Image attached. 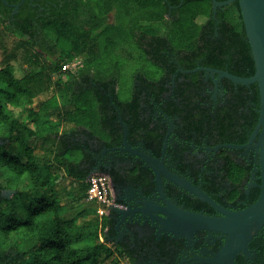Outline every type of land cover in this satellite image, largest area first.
<instances>
[{
    "label": "trees",
    "instance_id": "trees-1",
    "mask_svg": "<svg viewBox=\"0 0 264 264\" xmlns=\"http://www.w3.org/2000/svg\"><path fill=\"white\" fill-rule=\"evenodd\" d=\"M6 2L0 0V264H110L111 221L87 202L88 177L97 168L117 183L120 169L97 167L96 154L121 147L125 130L131 145L159 144L158 109L177 114L189 138L208 134L242 145L256 128L257 84L225 79L228 96L213 105L203 94L213 81H204L205 72H187L205 67L254 76L239 3L214 14L212 0ZM165 22L170 26L158 32ZM123 45H136L156 68L136 72L126 99L113 56ZM76 59H82L78 71H64ZM174 93L180 101L168 102ZM223 172L234 200L247 169L231 161ZM70 190L78 193L71 198ZM4 191L14 195L4 198ZM69 203L80 210L63 219ZM130 258L125 251L122 259Z\"/></svg>",
    "mask_w": 264,
    "mask_h": 264
},
{
    "label": "flooded vegetation",
    "instance_id": "flooded-vegetation-1",
    "mask_svg": "<svg viewBox=\"0 0 264 264\" xmlns=\"http://www.w3.org/2000/svg\"><path fill=\"white\" fill-rule=\"evenodd\" d=\"M201 72H205L204 81H213V85L203 92L207 101L213 105L223 101L229 93L225 79H219L216 84L217 75ZM177 97L174 93L166 100L179 102L180 97ZM157 111L154 118L161 125L159 144L151 146L137 142L131 145L128 142L133 148L162 162L169 173L203 191L224 210L241 212L258 200L260 173L253 148L248 153L236 149L215 150L229 143L218 142L208 134L189 138L181 130L177 114L172 116L161 109ZM123 143L115 149L124 147ZM113 150H104L96 154L95 159L97 167L111 170L117 166L120 169L117 183L107 175L114 204L107 215L111 223L105 231L112 232L109 241L116 245L119 261L126 262L122 256L129 250L131 261L128 264H218L214 258L226 246L229 234L199 230L189 238L173 235L164 230L165 226L154 217L166 218L161 210L168 209L169 203L177 209L209 217L222 218L223 213L164 175L159 189L157 176L149 164L129 152ZM231 161L245 167L248 173L238 187L240 194L234 200L231 183L223 172V167ZM95 171L99 173L97 168L92 173ZM234 264H264V226L248 243L247 249L238 253Z\"/></svg>",
    "mask_w": 264,
    "mask_h": 264
},
{
    "label": "water",
    "instance_id": "water-1",
    "mask_svg": "<svg viewBox=\"0 0 264 264\" xmlns=\"http://www.w3.org/2000/svg\"><path fill=\"white\" fill-rule=\"evenodd\" d=\"M3 2L8 5L6 0H3ZM23 2L24 0H22V3ZM234 2H238L241 9L247 39L255 62L254 76L243 78L233 75L228 71L204 67H199L187 72L195 73L198 71H207L217 75V79L215 80L216 84H218L219 79H227L235 85H258L260 96L259 120L254 132L249 138V142L245 145L225 144L215 148V150H220L222 148L245 150L246 153H248L251 148L254 149L258 157V171L260 173V196L258 200L251 207L241 212H230L222 209L203 191L169 173L163 167L162 162H158L141 150L133 148L128 143L127 130H125L124 147L113 150L129 152L133 156L149 164L157 176L159 189H161V176L164 175L176 185L223 213L222 218L209 217L203 214L177 209L169 203L168 209L161 210L166 218L158 219L154 217L155 220H158L165 226L164 230L173 235H181L189 238L199 230L225 232L229 234L230 238L226 246L214 258V262L218 264H234V260L238 253L247 249L248 243L264 226V0H226L223 2L212 0L214 14H216L218 8L231 5ZM20 6L21 5L14 6L15 11H17ZM92 174L94 173H91L90 176Z\"/></svg>",
    "mask_w": 264,
    "mask_h": 264
},
{
    "label": "rangeland",
    "instance_id": "rangeland-1",
    "mask_svg": "<svg viewBox=\"0 0 264 264\" xmlns=\"http://www.w3.org/2000/svg\"><path fill=\"white\" fill-rule=\"evenodd\" d=\"M109 21L110 22L113 21L112 16H110ZM169 26H170L169 22H165L161 25L158 24L156 26V29L158 32L164 33L166 31L167 27H169ZM10 44H11V42H10ZM113 54H114L113 56H114L115 62L118 59L120 62V67H121L119 93L124 99H126V98H129L131 96V89L133 87L134 75L136 74V72L142 71L145 74H149V73L154 72L156 70V68H155L154 64L151 63V61L148 60L143 55V52H141L137 48L136 45H123L122 48L120 50H118L117 52L115 49ZM19 63L20 62L16 61L13 64L17 70V74L20 77H23L24 71L19 67L20 66ZM81 66H82V59H76L70 64L69 71L76 73ZM63 79H65V78L63 77ZM51 94L52 93H50V95ZM45 97H49V93H46V95L44 94L43 99ZM59 101H60V103H62V100L60 98H59ZM14 111H15L16 115H18L19 111L18 110H14ZM61 130H63V129H61ZM39 145H41L40 142H39ZM40 150H41V148H40ZM95 173H97V171H95L94 174ZM9 174L13 175V173H11V172ZM24 178H26V176H24ZM55 178H57V177L55 176ZM57 187L60 189H63L64 185H57ZM77 193H78L77 190H70V191H67L66 195L70 196V197L72 196L71 198H73V194H77ZM13 195H14V192H12V191H4L3 192L4 198H11ZM66 199H67V202H69L68 198H66ZM64 201H66V200H64ZM70 201H73V200L70 199ZM68 205H69V207H68L67 211H65L61 214V218H63V219H70L72 217H75L80 210V206H75L74 209L72 210L70 203ZM89 205L90 204H88V203L82 204V206H84V207H88ZM92 218L93 217H89L88 220H92ZM101 234H103V233H101ZM113 244H114L113 242L108 241L106 245L113 248L114 247ZM114 251L116 254V249H114ZM119 262H120V264H127L125 261H119ZM110 264H116V257H113L110 260Z\"/></svg>",
    "mask_w": 264,
    "mask_h": 264
},
{
    "label": "built area",
    "instance_id": "built-area-1",
    "mask_svg": "<svg viewBox=\"0 0 264 264\" xmlns=\"http://www.w3.org/2000/svg\"><path fill=\"white\" fill-rule=\"evenodd\" d=\"M69 69L70 64L66 65L64 71ZM88 183L90 187L87 192V202L100 206L98 214L101 218L107 216L114 204L109 178L105 174L95 173L88 177Z\"/></svg>",
    "mask_w": 264,
    "mask_h": 264
}]
</instances>
